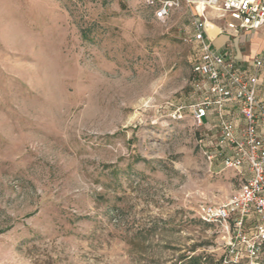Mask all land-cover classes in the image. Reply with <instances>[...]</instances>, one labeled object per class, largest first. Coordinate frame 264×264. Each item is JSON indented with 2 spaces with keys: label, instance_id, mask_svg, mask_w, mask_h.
<instances>
[{
  "label": "rangeland",
  "instance_id": "1",
  "mask_svg": "<svg viewBox=\"0 0 264 264\" xmlns=\"http://www.w3.org/2000/svg\"><path fill=\"white\" fill-rule=\"evenodd\" d=\"M190 34L145 0H0V264H222L195 208L241 180L175 118L199 99Z\"/></svg>",
  "mask_w": 264,
  "mask_h": 264
},
{
  "label": "built area",
  "instance_id": "2",
  "mask_svg": "<svg viewBox=\"0 0 264 264\" xmlns=\"http://www.w3.org/2000/svg\"><path fill=\"white\" fill-rule=\"evenodd\" d=\"M160 23L185 8L190 15L193 45L191 72L199 99L176 110L189 114L198 132L196 145L209 167L234 171L237 192L218 204L199 203L195 216L218 230L224 242L222 264H260L264 254V100L258 97V71L264 50L242 68L225 47L215 49L206 39L211 10L223 20L222 32L232 37L264 30V0H145ZM237 114V117L235 116Z\"/></svg>",
  "mask_w": 264,
  "mask_h": 264
},
{
  "label": "crops",
  "instance_id": "3",
  "mask_svg": "<svg viewBox=\"0 0 264 264\" xmlns=\"http://www.w3.org/2000/svg\"><path fill=\"white\" fill-rule=\"evenodd\" d=\"M219 24L214 25L211 23L217 31L214 33L210 31L209 26L206 27V39L210 41L211 45L219 36H229L231 38H238V44L234 46L231 42H226L221 45L218 49L225 47L230 51L233 58L238 62V64L248 70H252V61L264 50V30L251 31L248 33H243L241 36L232 37L226 32H222L223 20L218 19ZM208 23V21H207ZM221 24V25H220ZM223 24V25H222ZM259 85L257 94L258 97L264 100V64L258 71ZM237 117V114L235 115Z\"/></svg>",
  "mask_w": 264,
  "mask_h": 264
},
{
  "label": "bare ground",
  "instance_id": "4",
  "mask_svg": "<svg viewBox=\"0 0 264 264\" xmlns=\"http://www.w3.org/2000/svg\"><path fill=\"white\" fill-rule=\"evenodd\" d=\"M207 25L209 26V29H210V27H211V24L210 23H207ZM210 31H211V29H210ZM212 33V32H211Z\"/></svg>",
  "mask_w": 264,
  "mask_h": 264
}]
</instances>
